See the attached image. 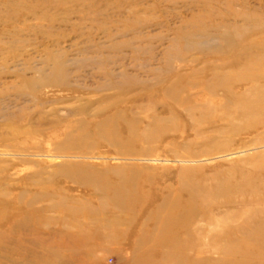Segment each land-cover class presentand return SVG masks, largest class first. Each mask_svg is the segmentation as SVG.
<instances>
[{"label": "rangeland", "instance_id": "rangeland-1", "mask_svg": "<svg viewBox=\"0 0 264 264\" xmlns=\"http://www.w3.org/2000/svg\"><path fill=\"white\" fill-rule=\"evenodd\" d=\"M258 91L264 0H0V264H264Z\"/></svg>", "mask_w": 264, "mask_h": 264}, {"label": "bare ground", "instance_id": "bare-ground-1", "mask_svg": "<svg viewBox=\"0 0 264 264\" xmlns=\"http://www.w3.org/2000/svg\"><path fill=\"white\" fill-rule=\"evenodd\" d=\"M237 106L240 108H244V111L250 112L252 114L250 115H255L257 116V113H262V109H264V94L263 91H258L254 92L251 99H245L243 98H238V102L236 103ZM258 122V121H256ZM76 211V210H75Z\"/></svg>", "mask_w": 264, "mask_h": 264}]
</instances>
